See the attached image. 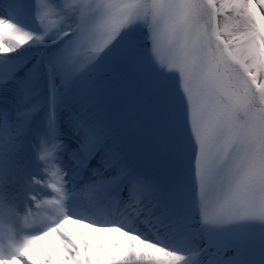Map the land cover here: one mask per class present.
Instances as JSON below:
<instances>
[{"label":"snow or ice","instance_id":"6c2138e0","mask_svg":"<svg viewBox=\"0 0 264 264\" xmlns=\"http://www.w3.org/2000/svg\"><path fill=\"white\" fill-rule=\"evenodd\" d=\"M0 264H264V0H0Z\"/></svg>","mask_w":264,"mask_h":264},{"label":"bare ground","instance_id":"6f19581e","mask_svg":"<svg viewBox=\"0 0 264 264\" xmlns=\"http://www.w3.org/2000/svg\"><path fill=\"white\" fill-rule=\"evenodd\" d=\"M143 87L144 86H142V85H136V86L129 85L128 88L125 89L124 94L116 97L112 102L116 105L121 106V107H125L128 110V112L132 111V114H130L131 116L135 115L137 113L136 106L138 104L143 102V106L146 104L148 105L147 96L143 92ZM63 131H65L66 134L69 133V129L67 128V125L64 126ZM66 142H67V140H66ZM34 171H36V170L34 169ZM48 191H50V190L44 189L42 186H36L33 194L36 193L35 195H37L38 198H43V196L41 194L44 192H48ZM34 210L36 211V209H34ZM88 231L91 232V229H89ZM102 237H103L105 242H107L109 239L108 235L106 233L102 234ZM49 239L52 242H56V234H53ZM229 253H231V252H229Z\"/></svg>","mask_w":264,"mask_h":264},{"label":"rangeland","instance_id":"374dc122","mask_svg":"<svg viewBox=\"0 0 264 264\" xmlns=\"http://www.w3.org/2000/svg\"><path fill=\"white\" fill-rule=\"evenodd\" d=\"M113 75L116 79V82L120 83L122 74L119 72V70H115ZM136 109H137V113L135 115L131 116L130 114H132V111L129 112V115L131 116L130 118L133 121V127L136 129H139L140 131H142V133L146 134L149 130L148 129V105L146 104L143 106V102H142L136 106ZM231 254L232 253H227V255H231Z\"/></svg>","mask_w":264,"mask_h":264}]
</instances>
